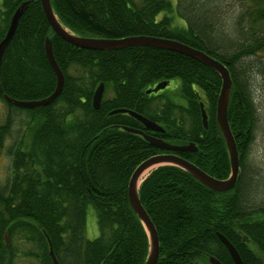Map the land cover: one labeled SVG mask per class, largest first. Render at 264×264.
<instances>
[{
  "label": "trees",
  "instance_id": "trees-1",
  "mask_svg": "<svg viewBox=\"0 0 264 264\" xmlns=\"http://www.w3.org/2000/svg\"><path fill=\"white\" fill-rule=\"evenodd\" d=\"M26 1L0 69V101L7 108L0 151L11 136L13 113L26 114L23 132L7 146L10 174L0 185V264H54L51 248L59 264H144L149 236L131 206L129 184L143 162L170 152L125 128L173 145L195 144L197 152L177 154L214 178L229 179L227 145L217 121L222 79L207 65L169 50L72 46L52 31L40 0H0V43ZM51 1L58 20L79 37L172 39L228 68L233 82L228 120L240 158L236 187L216 192L183 169L163 165L144 179L140 199L158 232V264H211V257L235 264L219 234L243 264H264V187L257 189L264 177L248 169L257 126L250 73L264 77V0H177L176 6L170 0ZM226 2L241 5L230 18L220 13ZM227 22L236 36H225ZM47 39L64 74L63 90L48 106L16 107L5 96L33 102L56 90ZM174 79L181 82L178 95L185 105L165 91L147 94ZM101 84L113 96L96 110L93 97ZM119 109L154 120L163 132L148 131L127 113L112 114ZM89 207L100 231L94 240L86 235Z\"/></svg>",
  "mask_w": 264,
  "mask_h": 264
},
{
  "label": "water",
  "instance_id": "water-1",
  "mask_svg": "<svg viewBox=\"0 0 264 264\" xmlns=\"http://www.w3.org/2000/svg\"><path fill=\"white\" fill-rule=\"evenodd\" d=\"M41 5L43 8L44 15L50 24L54 33L63 39L65 42L71 44L80 49H87V50H94V51H116L122 50L127 48H134V47H151L157 49H165L174 52H180L191 56L192 58L197 59L198 61L204 63L208 67L215 70L222 79V88L220 92V96L218 99V106H217V121L219 124V128L222 132V135L225 139L228 155L230 159L231 165V176L227 180H219L214 178L201 170L195 164L189 162L188 160L182 158L177 153L180 152H197L198 148L195 144H188V145H173L171 143L165 142L161 139H158L154 136H148L143 131H137L130 128H125L127 131L137 133L142 135L147 141H149L150 145L167 151L171 153L156 155L145 162H143L135 171L130 184H129V198L130 203L134 211L136 212L137 216L143 223L148 236H149V253L145 264H158L160 259V240L158 236L157 229L151 220L149 214L145 210L144 206L141 203L140 199V188L139 181L144 173L149 170L150 168L156 165H174L177 166L198 181H200L203 185L207 186L208 188L216 191V192H228L233 190L236 187L237 180L240 173V158L237 149V144L232 133L230 123L228 120V107L230 101V93L233 87L232 78L228 68L219 60L215 59L214 57L208 55L206 52H203L199 49L193 48L189 45L181 43L176 40L166 39L161 37H153V36H137V37H129L123 39H100V38H85L79 37L68 29H66L58 20L51 0H40ZM29 5V2L23 3L18 10L15 12L11 19L10 27L5 38L0 43V69L2 64V59L4 56V52L9 46L10 42L12 41L15 32L17 30V26L21 16L23 15L25 9ZM46 53L48 59L53 67L56 76H57V87L55 92L40 101H33V102H24L13 100L10 97L6 96V100L8 102L13 103L16 107L20 108H34V107H45L52 104L58 96L61 94L63 87H64V74L59 68L53 53L52 41L47 39L46 41ZM168 82L159 83L157 87L151 88L148 90V93H158L161 89H164L168 86ZM105 85L101 84L94 95L93 105L96 110L100 109L103 97H104ZM124 110H118L112 112V114H116L119 112H123ZM137 116V115H136ZM202 116H203V123L204 126L207 128L208 116L204 109V105L202 104ZM139 120L143 122L146 127L153 129L157 132H163L161 126L150 122L140 116H137ZM221 242L227 247L233 261L235 264H243L242 259L235 249V247L222 235H218ZM51 256L54 264H59L53 249L51 248ZM211 264H222L216 258H210Z\"/></svg>",
  "mask_w": 264,
  "mask_h": 264
},
{
  "label": "rangeland",
  "instance_id": "rangeland-1",
  "mask_svg": "<svg viewBox=\"0 0 264 264\" xmlns=\"http://www.w3.org/2000/svg\"><path fill=\"white\" fill-rule=\"evenodd\" d=\"M170 1L173 3L174 6L177 5V0H170ZM238 6L241 7L239 3H227V2L223 3L221 6L222 10L220 12L221 14H224L222 18L223 17L230 18V14ZM229 25L230 23L227 22V26L225 25L223 28L225 36L227 37L236 36L235 34L232 33V28L229 27ZM250 79H251V89L253 95L256 98L255 104L257 108V122H256L257 126H256L255 140L250 151L248 169H249V173H251L253 176L264 177V77L259 78L257 74H253V72H251ZM180 85L181 82L179 79H174L170 81L169 85L165 90L166 95L170 98L171 91H175L176 88H177L176 90L179 91ZM111 96H113V91L111 89H107L104 91V97H103L104 99ZM176 96L177 95H175L174 98L175 100H177ZM181 102L184 103L183 101ZM6 113H7V108L0 101V121L5 120L7 115ZM13 117H14V127L11 136L5 142L6 147L0 151V185H4L6 183L7 178L9 177L10 174L11 159L8 156L7 146H9V144L13 140L18 139L19 135L23 132V126L26 120V114L21 112H14ZM258 183L260 185L258 184L259 186H257L258 187L257 189L260 188V191H263L264 179L258 181ZM86 235L90 240H94L98 238L100 235L97 215L93 207L88 208Z\"/></svg>",
  "mask_w": 264,
  "mask_h": 264
},
{
  "label": "bare ground",
  "instance_id": "bare-ground-1",
  "mask_svg": "<svg viewBox=\"0 0 264 264\" xmlns=\"http://www.w3.org/2000/svg\"><path fill=\"white\" fill-rule=\"evenodd\" d=\"M27 2V1H26ZM196 2V1H195ZM32 3V2H31ZM30 4V3H29ZM186 7V6H185ZM237 13V12H236ZM227 16V15H226ZM233 18V17H232ZM244 20V19H243ZM232 21V20H231ZM61 23V22H60ZM62 24V23H61ZM63 25V24H62ZM64 26V25H63ZM51 27V26H50ZM66 28V27H65ZM67 29V28H66ZM53 31V30H52ZM54 32V31H53ZM213 34V33H212ZM41 35V34H40ZM129 38V37H128ZM249 41V40H248ZM53 43V42H52ZM182 43V42H181ZM53 45V44H52ZM187 45V44H186ZM46 48V47H45ZM194 48V47H193ZM232 49V48H231ZM163 50H165V49H163ZM46 51V50H45ZM170 51V50H169ZM174 52V51H173ZM94 53V52H93ZM177 53H180V52H177ZM180 54H183V55H185V56H187V57H191V56H189V55H187V54H184V53H180ZM192 58V57H191ZM56 59V58H55ZM193 59H195V58H193ZM96 60V59H95ZM195 60H197V59H195ZM198 61V60H197ZM200 62V61H199ZM202 63V62H201ZM204 64V63H203ZM232 77V76H231ZM1 83V82H0ZM1 85V84H0ZM65 85V84H64ZM158 85V84H157ZM157 86H155V88H156ZM167 88V87H166ZM166 88H164V89H161L160 91H165L166 90ZM97 90V89H96ZM150 90V89H149ZM159 92V91H158ZM147 94H150V93H148L147 92ZM6 97V96H5ZM94 98V97H93ZM6 99V98H5ZM11 103V102H10ZM36 108V107H35ZM119 110H124L123 112H119V113H127V114H129V115H131V116H133L134 118H136L137 120H139L138 118H137V116H140V117H142V118H144V119H146V120H148V121H150V122H153V121H151L150 119H148L147 117H145V116H142V115H140V114H138V113H136V112H133V111H130V110H126V109H119ZM115 111H118V110H115ZM116 114H118V113H116ZM137 115V116H136ZM141 123H143L141 120H139ZM153 123H155V122H153ZM155 124H157V123H155ZM158 126H160L159 124H157ZM145 127H146V125H144ZM146 129H148V130H151V131H154L153 129H150V128H148V127H146ZM140 131V130H139ZM155 132H157V131H155ZM235 137V136H234ZM185 153V152H184ZM230 160V159H229ZM159 166H161V165H156V166H154V167H152V168H150L149 170H147L145 173H144V175L141 177V179H140V181H139V187H140V185L142 184V182H143V180L153 171V170H155L157 167H159ZM225 237V236H224ZM226 238V237H225ZM227 239V238H226ZM228 240V239H227ZM229 241V240H228ZM230 242V241H229ZM231 243V242H230ZM56 255V254H55ZM58 259V258H57ZM210 259V258H209ZM59 261V260H58ZM234 262V261H233ZM145 264V263H144Z\"/></svg>",
  "mask_w": 264,
  "mask_h": 264
},
{
  "label": "flooded vegetation",
  "instance_id": "flooded-vegetation-1",
  "mask_svg": "<svg viewBox=\"0 0 264 264\" xmlns=\"http://www.w3.org/2000/svg\"><path fill=\"white\" fill-rule=\"evenodd\" d=\"M177 89V88H176ZM175 89V91H171V96H170V99L173 101V102H175V103H177V104H179V105H185V102H184V100L178 95V91ZM164 91V90H163ZM177 91V92H176ZM160 92H162V91H159L158 93H160ZM158 93H153V94H158ZM150 94H152V93H150ZM150 94H148V95H150ZM175 95H177L176 96V98H177V100H179V101H177V100H175L174 98H175ZM181 101H183L184 103H182ZM146 128V127H145ZM148 130V129H147ZM148 131H151V130H148ZM151 132H155V131H151ZM155 133H158V132H155Z\"/></svg>",
  "mask_w": 264,
  "mask_h": 264
}]
</instances>
